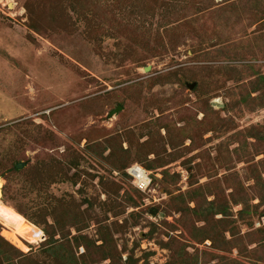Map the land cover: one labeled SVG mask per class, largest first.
Returning a JSON list of instances; mask_svg holds the SVG:
<instances>
[{
	"label": "rangeland",
	"instance_id": "374dc122",
	"mask_svg": "<svg viewBox=\"0 0 264 264\" xmlns=\"http://www.w3.org/2000/svg\"><path fill=\"white\" fill-rule=\"evenodd\" d=\"M0 183V264H264V0H0Z\"/></svg>",
	"mask_w": 264,
	"mask_h": 264
},
{
	"label": "bare ground",
	"instance_id": "6f19581e",
	"mask_svg": "<svg viewBox=\"0 0 264 264\" xmlns=\"http://www.w3.org/2000/svg\"><path fill=\"white\" fill-rule=\"evenodd\" d=\"M0 220L5 226L10 227L13 231L24 237H27L31 241H34L37 237L34 226L26 218H24L23 215L12 209H10L9 214H3L0 212Z\"/></svg>",
	"mask_w": 264,
	"mask_h": 264
},
{
	"label": "built area",
	"instance_id": "2783aa9c",
	"mask_svg": "<svg viewBox=\"0 0 264 264\" xmlns=\"http://www.w3.org/2000/svg\"><path fill=\"white\" fill-rule=\"evenodd\" d=\"M129 173L134 177L136 184L143 189L150 181V177L140 166H132L129 168Z\"/></svg>",
	"mask_w": 264,
	"mask_h": 264
},
{
	"label": "trees",
	"instance_id": "16d2710c",
	"mask_svg": "<svg viewBox=\"0 0 264 264\" xmlns=\"http://www.w3.org/2000/svg\"><path fill=\"white\" fill-rule=\"evenodd\" d=\"M13 170L16 171V172H20L16 166H14ZM2 231H6V229L3 226H0V238L8 246L9 254L10 253H14L16 255H21L22 256L23 253L20 252V250L18 248H16V246H14L7 238H5L6 236L2 233ZM1 233L4 236H2Z\"/></svg>",
	"mask_w": 264,
	"mask_h": 264
},
{
	"label": "water",
	"instance_id": "95a60500",
	"mask_svg": "<svg viewBox=\"0 0 264 264\" xmlns=\"http://www.w3.org/2000/svg\"><path fill=\"white\" fill-rule=\"evenodd\" d=\"M17 167L19 168V169H21V168H23L24 167V162H19V163H17ZM3 187V186H2ZM2 196V189H1V193H0V197Z\"/></svg>",
	"mask_w": 264,
	"mask_h": 264
}]
</instances>
